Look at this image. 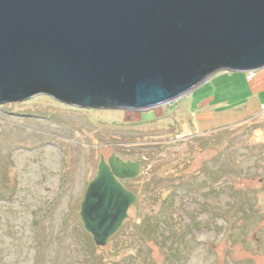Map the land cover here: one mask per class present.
Returning a JSON list of instances; mask_svg holds the SVG:
<instances>
[{"label": "rangeland", "instance_id": "obj_1", "mask_svg": "<svg viewBox=\"0 0 264 264\" xmlns=\"http://www.w3.org/2000/svg\"><path fill=\"white\" fill-rule=\"evenodd\" d=\"M254 73H218L141 111L42 94L0 104V264H264V70ZM112 156L140 163L122 184L137 200L98 247L81 204Z\"/></svg>", "mask_w": 264, "mask_h": 264}, {"label": "water", "instance_id": "obj_2", "mask_svg": "<svg viewBox=\"0 0 264 264\" xmlns=\"http://www.w3.org/2000/svg\"><path fill=\"white\" fill-rule=\"evenodd\" d=\"M264 70V0H0V104L47 95L83 109L141 111L221 72ZM139 162L102 159L81 204L105 247L137 196Z\"/></svg>", "mask_w": 264, "mask_h": 264}, {"label": "built area", "instance_id": "obj_3", "mask_svg": "<svg viewBox=\"0 0 264 264\" xmlns=\"http://www.w3.org/2000/svg\"><path fill=\"white\" fill-rule=\"evenodd\" d=\"M255 77H256V73H254V72L248 73V75H247V79L249 81L253 80Z\"/></svg>", "mask_w": 264, "mask_h": 264}, {"label": "crops", "instance_id": "obj_4", "mask_svg": "<svg viewBox=\"0 0 264 264\" xmlns=\"http://www.w3.org/2000/svg\"><path fill=\"white\" fill-rule=\"evenodd\" d=\"M258 72V71H257ZM259 74L257 73V75H256V77L253 79V80H250V82H253V81H255V80H257L259 77ZM247 79V78H246ZM249 81V80H248ZM256 90V89H255ZM255 93H257V92H255ZM261 93V92H260ZM259 102V101H258ZM259 105L261 106V107H263L264 106V103L263 102H259ZM244 108V107H243Z\"/></svg>", "mask_w": 264, "mask_h": 264}, {"label": "flooded vegetation", "instance_id": "obj_5", "mask_svg": "<svg viewBox=\"0 0 264 264\" xmlns=\"http://www.w3.org/2000/svg\"><path fill=\"white\" fill-rule=\"evenodd\" d=\"M124 181H128V180H124ZM124 181H121V182H122V184H123V182H124Z\"/></svg>", "mask_w": 264, "mask_h": 264}]
</instances>
